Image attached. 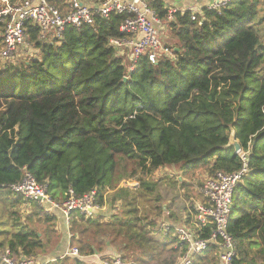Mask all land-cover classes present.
I'll return each mask as SVG.
<instances>
[{
	"label": "trees",
	"instance_id": "trees-1",
	"mask_svg": "<svg viewBox=\"0 0 264 264\" xmlns=\"http://www.w3.org/2000/svg\"><path fill=\"white\" fill-rule=\"evenodd\" d=\"M52 4L61 10L65 0ZM149 4L174 33L173 60L150 64L142 56L130 70L109 45L125 37L119 31L125 17L110 14L96 16L91 26L65 28L59 44L41 39L28 21L25 36L36 56L0 64V201L7 210L0 220L2 253L16 260L45 254L39 232L15 211L26 201L10 191L29 173L57 204L69 190L81 197L95 189L97 205L115 211L105 222L71 213L81 256L93 255L95 236L105 232L120 242L119 257L127 264H152L163 251L174 258L158 264H175L185 247L173 225L164 241L151 236H161L163 204L158 183L148 177L168 166L185 171L210 162L212 175L239 172V155L226 147L233 130L246 153V172L234 187L225 231L234 242L233 264H264V0L203 8L195 21L189 11L168 21V1ZM133 180L139 183L135 190L119 186ZM28 202L46 222L55 219L45 206ZM171 218L174 224L179 219ZM181 224L202 239L213 228L197 224L194 204ZM89 232L94 239L86 237ZM53 264L84 263L64 257ZM192 264H219V247L209 244Z\"/></svg>",
	"mask_w": 264,
	"mask_h": 264
},
{
	"label": "built area",
	"instance_id": "built-area-1",
	"mask_svg": "<svg viewBox=\"0 0 264 264\" xmlns=\"http://www.w3.org/2000/svg\"><path fill=\"white\" fill-rule=\"evenodd\" d=\"M53 0H23L9 4L7 0H0V63L12 60L18 51L31 52L30 45L25 36V24L30 21L41 33V39L49 38L59 44L63 32L67 27L80 28L84 25L94 24L96 16L106 19L110 14L124 16L119 31L123 39H111L109 45L114 48L119 56H127L129 69L132 70L142 56L150 64H156L158 57L174 59L172 52L160 42V28L163 26L149 2L153 0H105L97 5H90L81 0H65V7L61 10L55 8ZM168 1V21L173 20L176 12L191 13L195 21L203 8L220 10L231 4L234 0H180L182 2L201 3L195 8H176L175 0ZM170 1V2H169ZM198 20V19H197ZM35 55L36 51L33 49ZM29 56V54H27ZM31 58L34 55L30 56ZM12 62V61H11ZM242 169L233 174L216 172L200 187L201 200L195 202V219L199 226H213L208 239L199 238L196 233L186 225H175L174 236L178 244L185 247V253L178 257L175 264H192V258L201 256L209 244L219 247V264H233L236 256L233 240L226 234V225L229 220L233 205V190L246 172V153L240 152ZM10 191L25 201L37 202L46 206L49 211L61 212L69 220L72 212L92 217L99 210L97 205L98 191L77 197L72 190L68 191V198L62 204L50 200L46 187L36 182L33 176L25 173L20 183L10 186ZM67 255L78 257L77 248H70ZM1 264H50L35 258H11L8 251L0 257ZM102 264H127L120 257L104 260Z\"/></svg>",
	"mask_w": 264,
	"mask_h": 264
},
{
	"label": "rangeland",
	"instance_id": "rangeland-1",
	"mask_svg": "<svg viewBox=\"0 0 264 264\" xmlns=\"http://www.w3.org/2000/svg\"><path fill=\"white\" fill-rule=\"evenodd\" d=\"M259 14L261 16H264V10L260 11ZM160 42L161 44L169 50L170 48L175 47L176 44V39L174 37V33L171 32L170 27L166 21H164L163 26L160 28ZM29 50L31 52L23 53V51H18L16 55H14L12 60H7L5 61L8 63L9 61H13L14 63H20L25 61V59L31 58L30 56L35 55L33 52V47L30 45ZM29 54V56L27 55ZM160 57H158L159 59ZM124 60L126 62L127 56H124ZM128 61V60H127ZM1 62V60H0ZM1 64V63H0ZM10 64V62L8 63ZM212 161V160H211ZM211 163V162H210ZM210 163H207L206 165L202 167H198L195 169L191 170H181L180 166H168L161 168L157 170L152 176L148 177L151 181L157 182L158 183V190H159V195L161 199V204L164 206H171V208L175 210H180L183 207H185L186 203L187 206L190 204H193V202L197 199L198 197V189L205 183L207 179H209L212 174L209 173L208 168L210 166ZM131 166H128V172H130ZM139 183L135 180L133 181H122L120 182L119 186H124L127 188H130L132 190H135L138 187ZM1 200H3V197H0ZM191 200L188 202V200ZM4 201H0V220L3 219L6 216L7 210H6V204L3 203ZM37 205L34 203H27L23 202L21 203L18 207H16L15 211H18L20 214V217L22 220H28L27 224L31 225L34 227L35 230L39 232V236L42 237L46 244V249H45V254H57L63 246V239L62 238V225L61 222L56 218L53 221L46 222L44 220V217L42 215H39V211L37 209ZM46 207V206H45ZM141 210V208H140ZM163 217H168V215L163 212ZM114 214V213H112ZM72 217V216H71ZM55 218V217H54ZM70 218V217H69ZM153 219V218H152ZM154 218L153 220H155ZM158 220V219H157ZM26 222V221H25ZM157 222H159V225L162 226V218H160ZM64 227V226H63ZM163 227V231H162ZM160 227L161 231V236L157 235L156 233L151 234V236L158 241H164V238L166 237L165 233L168 232L170 229L168 225H164ZM64 235L70 234L71 236H77V232L72 230L71 228V218L69 219L68 227L66 228V225L64 227ZM91 232L89 234H86V237H89L91 239H94L90 236ZM80 238V235H78ZM95 248H98L99 246L101 248H104L107 246H111L115 250V255L116 257L122 256L123 255V249L122 245L118 241H114V237H110L108 233H101L100 235L95 236ZM173 237V236H172ZM101 242V244L99 243ZM70 246L73 248L79 247V241L73 239L70 242ZM111 244V245H110ZM173 254V253H172ZM0 253V257H1ZM177 256V254H175ZM57 257V256H55ZM161 257L159 260L154 261L152 264H158L161 262H167L169 260H172L174 257L171 256V253L163 251V253L159 256ZM158 257V258H159ZM176 258V257H175ZM57 259H60L57 257ZM55 258V260H57ZM213 263V262H212Z\"/></svg>",
	"mask_w": 264,
	"mask_h": 264
},
{
	"label": "crops",
	"instance_id": "crops-1",
	"mask_svg": "<svg viewBox=\"0 0 264 264\" xmlns=\"http://www.w3.org/2000/svg\"><path fill=\"white\" fill-rule=\"evenodd\" d=\"M174 3L176 5V8H178V10L181 9V8L182 9L193 8V7L197 8V7L201 6L202 4H204L203 2H201V3H192V2H182L180 0H175ZM199 189H198V197L193 202V204H195V202L201 200V197H200V194H199ZM189 201H191V200L189 199L188 202ZM162 207H163V212H165V214L168 215V217L167 216L166 217H163V215H162V224H161L162 226H164L166 224L168 226H170V224H172L174 226V225H180L181 223H183V220H184V211H185V209L187 207V203H186L185 207H183L180 210H178V209L175 210V209L171 208V206H164V205H162ZM45 208L47 209V207H45ZM47 212H48V214H50V216H54L55 217V220L57 218L59 220V222H61L62 229H63V232H62L63 235H62V238H61V239H63V246H61V248H60V250H59V252L57 254H54V255L53 254H44L43 256L38 257L36 259H39V260H41L43 262L44 261H49V262H51L50 264H53L56 261L55 258L57 259V257H59L60 259L61 258H64V257H69V258H77V259L81 260L84 264H102V262L104 260H110V259L116 257L115 250L111 246H109L108 248H107V246L104 247V248H102V250L100 252L97 251V249L99 247L98 248H95L94 247V249L96 251H94V254L93 255H90V256H85L84 257V256H81L79 254L78 257H73V256L67 255V252L70 250V248H72V246H70V243L69 242L71 240L73 241V239H74L73 236H71L70 234L68 235V231H67V234L64 235V231H65L64 230L65 229L64 227H65V225H66V228L68 227L69 220H66V218L64 217V215L61 212H59V211H53V210L52 211H49L47 209ZM114 212L115 211H110V209L107 206H101V207H99V210L96 211L94 213V215L92 217H89V218H94L95 216H100L101 217V220H104V222H105V221L109 220L110 216ZM172 215L173 216L177 215V217L179 218L175 222V224L172 222L173 221V219L171 218ZM162 226H160V227H162ZM162 229H163V227H162ZM76 238L77 237L75 236V240H76ZM99 243L101 244L100 241H99ZM0 253L3 254L4 252L2 253L0 251ZM55 256H57V257H55ZM0 264H1V262H0Z\"/></svg>",
	"mask_w": 264,
	"mask_h": 264
},
{
	"label": "water",
	"instance_id": "water-1",
	"mask_svg": "<svg viewBox=\"0 0 264 264\" xmlns=\"http://www.w3.org/2000/svg\"><path fill=\"white\" fill-rule=\"evenodd\" d=\"M126 79L124 78V81ZM227 148L232 147L234 149V153L237 155L240 152V146L238 144V142L235 140V135H234V131H231L230 137H229V141L228 144L226 146Z\"/></svg>",
	"mask_w": 264,
	"mask_h": 264
}]
</instances>
